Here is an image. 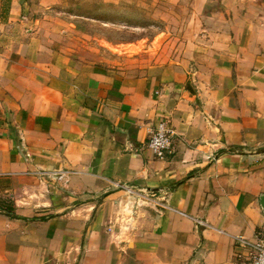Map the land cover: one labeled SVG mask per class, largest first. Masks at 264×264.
Here are the masks:
<instances>
[{
	"label": "crops",
	"instance_id": "0c3cea01",
	"mask_svg": "<svg viewBox=\"0 0 264 264\" xmlns=\"http://www.w3.org/2000/svg\"><path fill=\"white\" fill-rule=\"evenodd\" d=\"M25 3L0 0V236L80 201L63 215L79 264H248L236 237L264 230V36L233 35L246 18L209 38L166 33L163 61L131 74L43 53ZM229 7L264 19V0ZM162 119L167 160L145 146ZM64 169L60 188L36 173Z\"/></svg>",
	"mask_w": 264,
	"mask_h": 264
},
{
	"label": "rangeland",
	"instance_id": "374dc122",
	"mask_svg": "<svg viewBox=\"0 0 264 264\" xmlns=\"http://www.w3.org/2000/svg\"><path fill=\"white\" fill-rule=\"evenodd\" d=\"M257 1L260 0H253ZM229 3L230 0H26L25 6L30 9V21L38 32L43 53L52 49L94 67L132 74L152 64L155 52L159 62L163 61L166 33L179 38H209L218 33L229 34L225 23L242 21L244 25L246 18L252 22L250 26L246 29L233 23L236 30L230 28L232 34L251 31L253 37L262 38L264 19H260L258 10H253L257 7H229ZM187 19L200 25L181 27L180 22ZM27 27L31 29V23ZM246 81L252 90L255 79L245 75L238 77V87ZM61 186L55 183V187ZM80 204L53 201L44 214L36 216L39 224L14 227L16 234L11 237L1 235L0 264H79L77 257L70 258L80 242L77 238L73 246L69 245V237L63 234L69 226L68 218L63 215L70 209L68 206L75 208Z\"/></svg>",
	"mask_w": 264,
	"mask_h": 264
},
{
	"label": "built area",
	"instance_id": "2783aa9c",
	"mask_svg": "<svg viewBox=\"0 0 264 264\" xmlns=\"http://www.w3.org/2000/svg\"><path fill=\"white\" fill-rule=\"evenodd\" d=\"M173 135L174 131L172 128L166 120L162 119L158 121L150 132L145 146L157 159L167 160L175 152ZM36 173L38 177L52 178L56 183L66 185L69 183V178L73 171L71 169L61 171L41 170ZM144 196L147 199L150 197L146 193ZM198 222L203 223L201 221ZM236 244L247 251L246 261L248 264H264V230L258 231L252 239L242 236L236 237Z\"/></svg>",
	"mask_w": 264,
	"mask_h": 264
},
{
	"label": "water",
	"instance_id": "95a60500",
	"mask_svg": "<svg viewBox=\"0 0 264 264\" xmlns=\"http://www.w3.org/2000/svg\"><path fill=\"white\" fill-rule=\"evenodd\" d=\"M262 204H263V208H264V196L262 197Z\"/></svg>",
	"mask_w": 264,
	"mask_h": 264
},
{
	"label": "trees",
	"instance_id": "16d2710c",
	"mask_svg": "<svg viewBox=\"0 0 264 264\" xmlns=\"http://www.w3.org/2000/svg\"><path fill=\"white\" fill-rule=\"evenodd\" d=\"M12 216H14V215H12Z\"/></svg>",
	"mask_w": 264,
	"mask_h": 264
}]
</instances>
